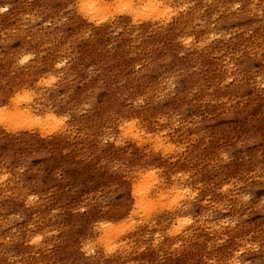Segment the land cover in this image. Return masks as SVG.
I'll return each instance as SVG.
<instances>
[{"label":"rangeland","instance_id":"1","mask_svg":"<svg viewBox=\"0 0 264 264\" xmlns=\"http://www.w3.org/2000/svg\"><path fill=\"white\" fill-rule=\"evenodd\" d=\"M0 264H264V0H0Z\"/></svg>","mask_w":264,"mask_h":264},{"label":"bare ground","instance_id":"2","mask_svg":"<svg viewBox=\"0 0 264 264\" xmlns=\"http://www.w3.org/2000/svg\"><path fill=\"white\" fill-rule=\"evenodd\" d=\"M23 116V115H22ZM145 200H147L146 198H144Z\"/></svg>","mask_w":264,"mask_h":264}]
</instances>
